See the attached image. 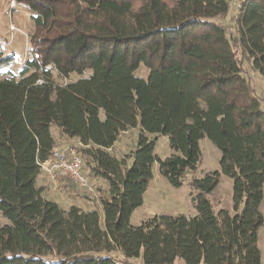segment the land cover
Segmentation results:
<instances>
[{
    "label": "trees",
    "instance_id": "1",
    "mask_svg": "<svg viewBox=\"0 0 264 264\" xmlns=\"http://www.w3.org/2000/svg\"><path fill=\"white\" fill-rule=\"evenodd\" d=\"M237 1L230 35L214 17L231 0H17L30 12L32 54L17 74L0 75V264H261L264 105L241 60L264 82V0ZM53 69L80 78L60 84ZM51 125L79 141L89 172L106 181L101 214L64 209L37 187L40 163L54 156ZM131 128L134 149L112 155ZM160 135L169 156L156 153ZM203 137L219 149L220 170L190 181L196 214L132 224L153 165L182 186ZM220 172L231 179L233 214L207 198Z\"/></svg>",
    "mask_w": 264,
    "mask_h": 264
},
{
    "label": "rangeland",
    "instance_id": "2",
    "mask_svg": "<svg viewBox=\"0 0 264 264\" xmlns=\"http://www.w3.org/2000/svg\"><path fill=\"white\" fill-rule=\"evenodd\" d=\"M7 1L8 0H0V3L4 2V4H7ZM237 4V0H231L230 7L227 10V13L214 17L215 20L227 27L230 35H233L235 32L234 17ZM14 19L19 29H21L22 31L24 30L26 33H28L30 40V35L33 31V23L30 18V12L28 11V9L23 6V9L15 11ZM7 26L8 19L6 18V15H0V39L3 41L7 40L9 36ZM24 39L25 38L23 37V35H21L20 33H15L10 45L0 48V56L2 54H10L11 51L16 53L20 52L21 44L24 42ZM241 65L243 69L242 75L245 76L252 84L256 95L261 98L264 105V82L262 76L257 71L251 68V63L245 58H242ZM21 69L22 66L14 63L5 64L0 66V75H7L11 73L17 74ZM135 72L136 75H140L142 77H146L149 73L147 68L143 64H140ZM85 74L87 75V72ZM52 75L56 82L60 84L67 83L68 81H75L80 78V76L77 74H71L70 76H68V78H64L58 75L54 69L52 71ZM50 132L52 133V136H54V138L55 136L57 137L59 135L56 125L50 126ZM137 134L138 130L132 128L125 132H122L116 140L115 145H113L111 149H108V151L112 155H116L118 158L126 157L131 153L136 145L135 141ZM70 144L75 145V147L82 146L75 140H71L69 142V145ZM199 147L201 150V159L199 165L195 170H188L185 172L182 179V186L180 187L169 185L158 171L157 163L153 165V178L149 181L148 188L143 193V204L137 207L131 214L130 222L132 224L138 225L144 219L158 214H184L185 216L196 214L192 206L191 197L198 191L193 188L192 184H190V181L193 178L203 177L208 172L220 170L219 160L221 158L220 151L217 146L209 141L206 137L199 139ZM156 153L160 157H166L170 155L171 149H169L167 138L165 136H157ZM83 161L84 163L82 164V173L88 176V184L86 188H79L72 181L57 175L54 178H56V180H59V186H61L60 189H63L65 192H62L57 188L55 189L54 187H48L45 188L47 190L46 193L43 194L47 199L59 204V206L64 209H68L72 204H74L76 206H79L82 210L86 211L94 209L98 211L99 214H101L102 208L100 200L107 196V183L103 178L96 177L92 173H90L89 165L86 163V159H84ZM129 162L130 159H128V163ZM231 191V179L220 172L219 181L216 187L213 191L207 194V198H209V200L211 201L214 211H217L219 208H224L228 210V212H231V214L234 213L231 209ZM259 210L264 215V198L259 206ZM5 222H7V219L0 215V226ZM257 239L261 254V264H264V224H262V226L258 230ZM111 253L121 258L120 252L117 249L112 251ZM129 262L131 264H140L139 259H131ZM174 264L184 263L181 259H176Z\"/></svg>",
    "mask_w": 264,
    "mask_h": 264
},
{
    "label": "built area",
    "instance_id": "3",
    "mask_svg": "<svg viewBox=\"0 0 264 264\" xmlns=\"http://www.w3.org/2000/svg\"><path fill=\"white\" fill-rule=\"evenodd\" d=\"M6 18L8 19L7 31L9 36L7 40L0 39V48L10 45L15 33L23 35L24 42L21 44V51L14 53L8 64L14 63L19 66L25 65L26 60L31 57L32 47L29 44V35L24 30L22 31L16 24L14 12L23 9V6L17 0L7 1ZM47 68H50L47 66ZM40 81V80H39ZM83 159L77 151L75 145H68L64 151L59 152L56 156L46 158L40 163V170L45 171L52 177L62 176L72 181L79 188H86L88 184V176L82 173Z\"/></svg>",
    "mask_w": 264,
    "mask_h": 264
},
{
    "label": "crops",
    "instance_id": "4",
    "mask_svg": "<svg viewBox=\"0 0 264 264\" xmlns=\"http://www.w3.org/2000/svg\"><path fill=\"white\" fill-rule=\"evenodd\" d=\"M7 4L4 2L0 3V15H3L5 14L6 15V12H7ZM55 144H54V156H56V154H58L59 152L61 151H64L67 146L69 145V142L71 140H75L79 143V141L76 139V138H67L66 136L62 135L59 133V135L55 138ZM116 143V142H115ZM114 143V145H115ZM80 144V143H79ZM51 175H47L46 172L42 171L38 174L37 178H36V185L37 187H41L43 188V193H46V190L45 188H57L58 190L60 189L61 186H59V180L54 177H50ZM62 192H65L63 189H60ZM134 212V211H133ZM132 212V213H133ZM131 213V214H132Z\"/></svg>",
    "mask_w": 264,
    "mask_h": 264
}]
</instances>
